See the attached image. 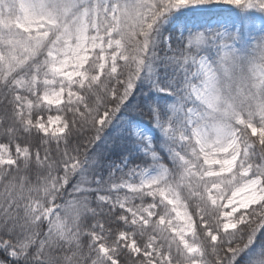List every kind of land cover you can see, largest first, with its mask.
Segmentation results:
<instances>
[{"label":"snow or ice","instance_id":"snow-or-ice-1","mask_svg":"<svg viewBox=\"0 0 264 264\" xmlns=\"http://www.w3.org/2000/svg\"><path fill=\"white\" fill-rule=\"evenodd\" d=\"M0 264H264V0H0Z\"/></svg>","mask_w":264,"mask_h":264},{"label":"rangeland","instance_id":"rangeland-1","mask_svg":"<svg viewBox=\"0 0 264 264\" xmlns=\"http://www.w3.org/2000/svg\"><path fill=\"white\" fill-rule=\"evenodd\" d=\"M145 123H147V122H145ZM115 163L119 164V161H115ZM130 164H131V158H129V166H130Z\"/></svg>","mask_w":264,"mask_h":264}]
</instances>
